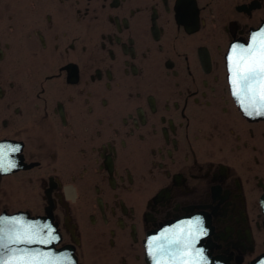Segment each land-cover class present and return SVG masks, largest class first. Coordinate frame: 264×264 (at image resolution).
I'll list each match as a JSON object with an SVG mask.
<instances>
[{"label":"flooded vegetation","instance_id":"flooded-vegetation-1","mask_svg":"<svg viewBox=\"0 0 264 264\" xmlns=\"http://www.w3.org/2000/svg\"><path fill=\"white\" fill-rule=\"evenodd\" d=\"M260 28L264 0H0V217L60 237L21 246L155 264L200 218L191 259L264 264V120L225 59Z\"/></svg>","mask_w":264,"mask_h":264},{"label":"snow or ice","instance_id":"snow-or-ice-1","mask_svg":"<svg viewBox=\"0 0 264 264\" xmlns=\"http://www.w3.org/2000/svg\"><path fill=\"white\" fill-rule=\"evenodd\" d=\"M226 59L233 97L237 99L246 115L251 116L253 112L264 115V29L255 33L246 46L233 44ZM8 151L16 152L18 148L9 147ZM5 162L7 153L0 151V169H4ZM14 167V161L7 162L8 169ZM201 225L200 218H196L184 222L183 226L177 225L174 230H166L170 235L162 233L159 237H153L149 243L155 247L149 251V256L155 257L159 253L160 258L169 257L171 264H199L198 260L191 259V249L199 242L200 236L206 235V230ZM53 231L47 223H30L25 226L20 223L18 217H0V264H58L57 260L42 256L39 249L32 250L35 254L29 255V249L11 247L47 245L59 239L58 236L52 235ZM160 240L164 243H159ZM203 251L196 250L200 259H204ZM17 252L23 255H15ZM160 258L155 260V264H160Z\"/></svg>","mask_w":264,"mask_h":264},{"label":"water","instance_id":"water-1","mask_svg":"<svg viewBox=\"0 0 264 264\" xmlns=\"http://www.w3.org/2000/svg\"><path fill=\"white\" fill-rule=\"evenodd\" d=\"M253 37V36H252ZM252 39V38H251ZM251 41V40H250ZM249 41V42H250ZM236 45H238V44H236ZM240 45H247V44H240ZM227 66H228V63H227ZM236 99V98H235ZM236 101H237V99H236ZM237 103H238V101H237ZM238 105H239V107H240V109H241V111L243 112V114H244V116L245 117H247V118H249V119H264V115H257L255 112H253V114L251 115V116H249V115H246L245 114V111H243L242 110V108H241V105L238 103ZM23 219V218H22ZM21 218H20V222H22L23 220H22ZM22 225L24 224V223H21ZM11 247H13V248H26V249H29L30 251H29V255H33V249H35L34 247H29V246H21V245H11ZM65 250H67V249H64V251ZM15 255H17V256H20V255H23L22 253H20V252H17V253H15ZM57 258H58V260H59V263H60V261H61V259H63V257L61 256V255H59V256H57ZM70 260H72V259H70ZM65 264H71L70 262L69 263H65ZM72 264H73V260H72Z\"/></svg>","mask_w":264,"mask_h":264}]
</instances>
